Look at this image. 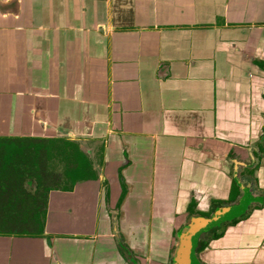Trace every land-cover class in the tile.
<instances>
[{
    "label": "crops",
    "instance_id": "crops-1",
    "mask_svg": "<svg viewBox=\"0 0 264 264\" xmlns=\"http://www.w3.org/2000/svg\"><path fill=\"white\" fill-rule=\"evenodd\" d=\"M0 140L80 175L0 264H172L233 180L264 201V0H0ZM207 240L200 264H264V207Z\"/></svg>",
    "mask_w": 264,
    "mask_h": 264
},
{
    "label": "trees",
    "instance_id": "trees-1",
    "mask_svg": "<svg viewBox=\"0 0 264 264\" xmlns=\"http://www.w3.org/2000/svg\"><path fill=\"white\" fill-rule=\"evenodd\" d=\"M8 142L10 146L7 145ZM52 144L53 143H50L49 145ZM5 145H7V148ZM49 145L47 143L41 144L39 142L24 143L19 141L16 143L0 140V181L2 183L0 186V197L3 199L0 204V211L2 214V221L0 222L1 225L6 223L5 219H10L12 214H26V210L29 209V212L30 210L32 211V222L35 223V231L30 233L40 234L42 232L44 227L45 208L40 202L41 197H37V195H39L37 194V191L39 189L41 179V174L38 168L41 166L40 161H42V158L50 159V157L54 155V153L49 151ZM55 147H58V145L56 144ZM42 150H44V152H42ZM10 169L13 170L12 172L14 173V177H16L15 179L19 184V188H17L16 194L13 193L12 197L11 195L5 197V193L8 191L3 180L8 178V173L11 171ZM32 169H35V171ZM73 172H68L66 174L67 178L71 179V183L74 182L75 179L80 178L78 172L75 174ZM24 183L34 184L35 186L32 190H30L23 187ZM236 192V185L233 180L230 190V198H232ZM26 199L32 202L31 206L26 207V205H24L23 202H25ZM7 233H11V231L0 229V234Z\"/></svg>",
    "mask_w": 264,
    "mask_h": 264
},
{
    "label": "flooded vegetation",
    "instance_id": "flooded-vegetation-1",
    "mask_svg": "<svg viewBox=\"0 0 264 264\" xmlns=\"http://www.w3.org/2000/svg\"><path fill=\"white\" fill-rule=\"evenodd\" d=\"M46 159H47L46 160L47 161L46 162L47 163L46 164V169L49 170V171L47 170L48 174H53L52 173L53 169L51 170L50 167H53V165L55 163H59V162L63 163V161H64V159L62 161V159L56 158V155L51 156L50 159H48V158H46ZM257 165H258V163L256 165H254V167H252L253 170H255V167ZM252 168H250V169H252ZM10 170L11 171H9L8 175L9 174H13L14 175V173L12 172L13 170L12 169H10ZM56 175L58 176L56 183L51 184V185H46L43 188L41 187V184H40L39 189L37 191L39 193L40 192V187L42 188V193L43 194L41 195V198L40 197L39 198L41 200L42 206L45 208V215H46V210H47V196H48L49 190H51L53 188H55V189L56 188H62V187H64L66 185L67 176L66 175L60 176L59 174H56ZM15 182H16V179H15ZM1 184L2 183L0 181V186H1ZM4 185L6 186L5 183H4ZM231 185H232V183H231ZM34 186H35L34 184H28V183H24L23 184V187H25L27 189H30V190H32ZM46 187H47V189H46ZM230 190H231V188H230ZM236 190H237V192L232 198H230V191H229V196H228L227 200H212L211 205L209 206V209L207 211H204V212L202 211V213H204L206 215H209L211 210L215 209L214 211H216L220 207H223L224 204H230V203H233L234 201H237L238 204L236 206H238L242 201H244V200L246 201V205L243 208V210L241 212H239V213H236V214L230 216V218H231L230 221L224 222L225 219L221 220V221H218L213 226H210L209 228H207L204 231H202V232H204V234H203V236H201V238H199L200 237V235H199V237L197 239V242H196V246H195V251L197 253L201 249H204L207 246V242H208L207 239L212 238V237H214V238L215 237H219L220 235H222L223 232H224V229L226 228V226L228 224L229 225H234V224L238 223L239 221H241L243 219H246L254 208L264 207V201L263 200L261 201V204H252V200L250 198H245V199H242V200L239 199L238 196H239L240 192H239V187L238 186H236ZM253 202H255V201H253ZM23 203H24V205H26V207L27 206H31V204H32V202L27 200V199ZM231 207H235V206H231ZM222 209H225V208H222ZM1 215L2 214H1V211H0V222L2 221ZM45 215H44V217H45ZM17 216H19L20 219H18ZM31 216H32V211L30 210V212H29V209H28V210H26V214L25 213H21V214L18 215V214L14 213V214L11 215L10 219L6 218L5 220H6L7 223H9L10 221L17 222L19 220L20 223L28 225L27 227L31 226L30 228H32L33 230H27V228L26 229H20V230H17V229H4V230H9L13 234L30 233L32 231H35V223L32 222L33 219H32ZM211 217H212V215L210 214L208 219L211 218ZM44 222H45V219H44Z\"/></svg>",
    "mask_w": 264,
    "mask_h": 264
},
{
    "label": "water",
    "instance_id": "water-1",
    "mask_svg": "<svg viewBox=\"0 0 264 264\" xmlns=\"http://www.w3.org/2000/svg\"><path fill=\"white\" fill-rule=\"evenodd\" d=\"M245 205L246 201L244 200L238 206L229 207L228 209H220L219 211H216L211 218L205 220L203 223L193 220L188 222L184 228L178 231V240L174 250L172 264H200L194 254V248L202 231L210 226H213L218 221L227 219L230 216L241 212Z\"/></svg>",
    "mask_w": 264,
    "mask_h": 264
},
{
    "label": "rangeland",
    "instance_id": "rangeland-1",
    "mask_svg": "<svg viewBox=\"0 0 264 264\" xmlns=\"http://www.w3.org/2000/svg\"><path fill=\"white\" fill-rule=\"evenodd\" d=\"M42 144V143H41ZM7 145H9V142H8V144ZM7 145H5V147L7 148ZM52 145H54V144H52ZM10 146V145H9ZM50 156V155H49ZM44 161V162H43ZM41 162V166L38 168V170L40 171V174H41V179H40V184H41V187L43 188L44 186H46V185H51V184H54V183H56V181H57V178H58V176L56 175V174H58L57 172L59 171V173H60V170H61V168L63 167V164H62V162H59V163H55L54 165H53V167H50L51 168V170L53 171L52 173L53 174H48V169H46V159H43L42 158V161H40ZM52 162V161H51ZM31 169V168H30ZM33 171H35V169H32ZM38 170H37V172H38ZM48 170V171H47ZM15 178L16 177H14V175L13 174H9L8 175V178L6 179V180H3L4 181V183L6 184V186H7V191L8 192H6L5 193V197H8V196H10L11 195V197L13 196V193L14 194H16V191H17V188H19V184L17 183V182H15ZM14 181V182H13ZM40 187V192L38 193L39 195H37V197L38 196H40L41 197V195L43 194L42 193V188ZM41 194V195H40ZM3 199L0 197V204H1V201H2ZM40 202H41V200H40ZM24 212V211H23ZM18 217V219H20L19 218V216H17ZM18 222V223H17ZM17 222H14V221H10L9 223H3L2 225H1V223H0V228L1 229H17V230H20V229H26L27 228V230H33L32 228H30V227H27L28 225H26V224H23V223H20V221L18 220Z\"/></svg>",
    "mask_w": 264,
    "mask_h": 264
}]
</instances>
